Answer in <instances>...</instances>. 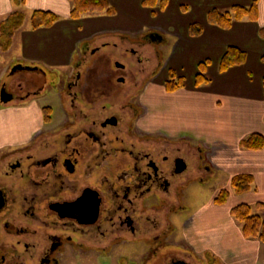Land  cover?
I'll return each instance as SVG.
<instances>
[{
	"label": "flooded vegetation",
	"instance_id": "1",
	"mask_svg": "<svg viewBox=\"0 0 264 264\" xmlns=\"http://www.w3.org/2000/svg\"><path fill=\"white\" fill-rule=\"evenodd\" d=\"M146 34L137 46L165 43ZM93 54L60 83L17 66L0 86V104L38 103L43 114L24 144L0 154V264L79 263L82 254L131 248L148 251L149 262L189 246L173 239L172 215L188 210L204 155L189 148V136L155 126L149 100L173 70L155 49ZM2 91L12 100L3 103Z\"/></svg>",
	"mask_w": 264,
	"mask_h": 264
},
{
	"label": "crops",
	"instance_id": "2",
	"mask_svg": "<svg viewBox=\"0 0 264 264\" xmlns=\"http://www.w3.org/2000/svg\"><path fill=\"white\" fill-rule=\"evenodd\" d=\"M25 2L24 6L17 7L12 0H0V25L15 11H22L26 16L23 26L13 37L10 49L0 51L4 55H9L19 50L18 60L31 64L33 68L43 66L55 70L66 69L70 72L75 67H81L85 58L93 56V53L115 50L112 47H118V44L114 43L118 38H141L149 31L161 35L165 42L168 41L165 33L172 34L174 38L180 40L175 45L176 50L179 44H189V58L180 55L177 62H174L170 57L165 64L167 59L162 57L161 62L165 70H174L177 79L179 77L184 79V86L171 93L167 91L162 79L151 87L149 100L155 107L154 125L174 133L177 137L182 135L191 137L193 142L189 141V148L195 152L201 151L204 155L201 171L210 173L203 179L200 171L198 173L200 177L198 176L189 189L196 183L206 184L222 173L229 174L230 180L209 198L210 201L205 207H198L200 211L196 213L189 210L188 194L185 200L188 210L172 215L175 224L172 237L177 244L186 237L189 246H186L187 249L176 246L170 251L175 253L173 257L189 264H191L189 257L193 259L202 257L206 264H213L215 258L220 260V264L264 263V242L258 238H246L242 224L231 213L239 204H249L252 207L255 204L256 207V204L264 203L250 196L254 185L257 183L264 185V148L249 150L240 145L243 139L253 133L264 135V74L257 75L255 72V75L251 66L250 49L252 43L258 45L256 63L263 67L264 40L260 31L264 28V0L258 2L256 20L249 17L234 20L229 29L210 23L208 12L214 8L222 12L229 11L235 5L249 7L254 0H214L213 3L212 0H183L180 5L181 11L188 15L192 7L191 14L195 12L200 14V19L194 15L189 18V38H184L177 31L166 29L164 25L147 23L148 15L156 14L157 10L153 13L152 9L143 5V0H109L115 8V14L96 13L91 16L85 14L78 20L70 16L72 9L70 0ZM170 3L169 1L167 7L159 11H167ZM35 10L51 11L59 15L60 19L51 27L34 29L29 24V19L31 21V14ZM193 23L202 25L203 32L200 35L190 34V25ZM80 26L83 28H79ZM197 45L201 47L195 49ZM230 46L245 50L247 61L243 65L221 72L220 61ZM214 55L219 57L220 75L234 76V82L225 83L224 78H219L216 88L204 93L197 91L203 84L196 85L194 78L193 89L188 90L189 86L185 85L188 64L192 68L195 65L199 70L200 63L208 61L206 74H209L212 64L210 57ZM11 68L12 65H6L3 74L11 71ZM1 81L0 79V86ZM211 83L210 78V81L204 84ZM180 94L187 95L186 98L189 96V102L186 101V104L189 103V122H193V119L195 123L201 124L202 129L194 130L192 135L189 134V127L181 116L169 114L171 111L182 110L185 105L184 103L181 105L173 98ZM42 121L43 114L38 103L21 107L0 104V152L24 144L30 132H33ZM238 174L253 175L254 182L250 191L241 194L233 192L232 179ZM223 188L230 190L231 194L226 203L217 204L215 198ZM185 220H189L187 225H184ZM138 251L144 252L145 249Z\"/></svg>",
	"mask_w": 264,
	"mask_h": 264
},
{
	"label": "rangeland",
	"instance_id": "3",
	"mask_svg": "<svg viewBox=\"0 0 264 264\" xmlns=\"http://www.w3.org/2000/svg\"><path fill=\"white\" fill-rule=\"evenodd\" d=\"M183 0H170V8L163 12V11H159L157 10L156 14L153 15H148L146 22L147 23H151V24H160V25H164L166 26L168 30L170 31H177L179 32V34L181 36H183L184 38H189L188 35V25H189V18L191 17V15H194L195 17H198L200 19V14H198V12H195L193 14H191L192 10L190 8V14H185L184 11L180 10V5L182 4ZM211 1V0H210ZM214 2V0H212V3ZM148 10V9H147ZM189 12V11H188ZM88 16H91V14H88ZM30 18V17H29ZM29 24H31V21L29 19ZM174 25V26H173ZM201 25V24H200ZM202 26V25H201ZM79 28H83V26H80ZM167 31V30H166ZM147 35V34H146ZM145 35V36H146ZM165 35L168 38V41H166L164 44H159V43H154V42H148L151 45V49H148L147 47H141V46H137L136 42L137 40H144L145 36H141V38H134V39H120L118 38L117 40H115V44H118V47H112L115 50L119 52H123L125 51V49H130V52L134 51H144V50H150L153 51L154 49L156 50L157 53H159L162 57H166V61L165 64L168 62L169 58L172 57L174 62H177L178 60V56H186L189 58V44H179V48L176 50L175 49V45L178 44V42L180 41L179 39H176L172 36V34L169 33H165ZM264 40V38H262ZM167 40V39H166ZM156 48H154V46ZM153 47V48H152ZM201 47V45H197L196 47H194L195 49H199ZM111 48V49H112ZM258 45L257 44H251V66L253 67L254 73L256 72L257 75L259 74H264V66H259L256 63V51L258 49ZM110 50V49H109ZM176 52V53H175ZM19 53V50H15L14 53L9 54V55H4V53H2L0 51V79L2 80V84L7 82V85H9L11 83V81L13 80L12 75H10L11 71H8L7 73L3 74V68L6 67V65H12V70L13 68L17 67V66H25V67H31L33 68V66H31V64H28L26 62L23 61H19L17 58V54ZM197 53H200V51H197ZM250 53V52H249ZM211 71L210 73L207 75L212 79V83L211 85H205L203 84V87H200L197 91L199 92H208L209 90H212L214 88H216V84L219 82L218 79L219 78H224L225 83H233L234 82V76L231 75H220V71H219V57H217V55L211 56ZM189 61V59H188ZM120 62V61H118ZM181 62V61H180ZM122 63V62H121ZM179 63V62H178ZM177 64V63H176ZM34 68H38V69H42L47 73V76L49 77V79H56L55 81L57 83H60V78L63 76H69L71 73L67 72L66 69H62L60 70V68H57L56 70L54 68H48V67H43V66H38V67H34ZM186 71L187 74L185 76L186 78V82L185 85L189 86V89H193L194 86V78L196 73L199 71L197 70V67L194 65V68L186 67ZM72 72V70H71ZM255 73V75H256ZM16 77H18L16 75ZM59 81V82H58ZM187 95L185 94H180L177 95L174 98V100L178 103H181V105L184 103L185 105H183L182 110H176V111H171L169 112V114L171 116H181L187 123L188 127H189V134L192 135V132L196 129H202L201 128V124H197L194 122V120L192 119L193 122H189V103L186 104V101L189 102V96L186 98ZM49 100V102H53V100L56 98L55 97H46V100ZM45 101V100H44ZM1 103V102H0ZM175 104V103H174ZM180 105V106H181ZM179 106V105H177ZM194 116V113L192 114ZM199 123V122H198ZM190 142H193L191 137L189 138ZM195 143H197L196 141H194ZM198 144V143H197ZM199 145V144H198ZM11 150V149H9ZM9 150L5 151V152H9ZM4 152V153H5ZM2 154V152L0 153ZM2 165V163H0V166ZM1 169V168H0ZM210 172H207L205 170L201 171L200 175L203 177V179H206L207 175ZM199 176V174H198ZM200 177V176H199ZM230 180V175L226 174V173H222L219 176H217L216 178H213V180H209L206 184H201V183H196L195 185H193L190 189H189V210L193 211L194 213H196L197 211H200V209H198V207L202 206L205 207V204H208V202L210 201L209 198H211L213 195H215L218 190L222 187H224L225 185H227V183ZM248 196V195H247ZM252 199H257L258 201H263L264 202V185L261 183H257L256 185H254L253 189H252ZM254 207V211L255 213H259V214H264V209H258L255 207V204L253 205ZM201 208V209H202ZM186 248L187 247H183ZM130 251V252H129ZM123 251V250H116V251H112L110 252L108 255L106 254H102V253H98V252H91V254L84 255L82 254L81 256V262L79 263H74V261H72L70 263L69 259H65V264H119L118 260L121 259L122 257L127 258V262L131 261L130 263H135V264H169L170 263V259L173 257V255L175 253L169 251L168 254H165L161 259H151V261L148 262V260L146 261L144 259V257L146 256V253H148V251ZM71 255V254H68ZM69 258H72V256H68ZM182 257H185L184 255H182ZM189 257V256H187ZM215 257V256H214ZM189 262L191 264H206V261L204 260V258L202 257H198L196 259H193L192 257H189ZM220 260L215 258V262L213 264H220ZM264 264V263H261Z\"/></svg>",
	"mask_w": 264,
	"mask_h": 264
},
{
	"label": "trees",
	"instance_id": "4",
	"mask_svg": "<svg viewBox=\"0 0 264 264\" xmlns=\"http://www.w3.org/2000/svg\"><path fill=\"white\" fill-rule=\"evenodd\" d=\"M72 3L71 18L74 20L80 19L85 14L106 13L109 15L115 14V8L109 0H70ZM170 0H143V5L153 10H164ZM15 6L20 7L26 4L25 0H12ZM258 2L254 0L251 6L235 5L229 11L222 12L216 8L208 12V20L210 23L217 25L223 29H229L234 20H242L249 17L251 20H256L258 17ZM26 16L22 11L13 12L0 25V49L7 51L13 43L15 33L23 26ZM60 19L59 15L51 11L35 10L31 14V25L34 29L42 27H51ZM203 28L198 23L190 25V34L193 36L200 35ZM261 37L264 38V28L260 31ZM247 61V52L239 47L230 46L224 53L220 61V71L226 72L231 67L243 65ZM208 61L202 62L199 65V73L195 76V84L201 85L208 83L210 78L207 76ZM173 80L166 85L168 92H175L177 89L184 86V79H177L176 73L172 71ZM45 109V113H46ZM241 147L249 150H261L264 148V135L253 133L249 137L241 141ZM254 177L251 174H238L233 177L231 187L233 192L237 194L245 193L251 190ZM231 191L223 188L215 198L217 204L227 202ZM256 208L264 209V203L256 204ZM233 217L242 224V231L246 238H258L264 242V215L253 213V207L249 204H239L231 211Z\"/></svg>",
	"mask_w": 264,
	"mask_h": 264
},
{
	"label": "water",
	"instance_id": "5",
	"mask_svg": "<svg viewBox=\"0 0 264 264\" xmlns=\"http://www.w3.org/2000/svg\"><path fill=\"white\" fill-rule=\"evenodd\" d=\"M14 69H16V68H14ZM1 100L3 103H8L9 101L12 100V96L9 95L7 92L2 91L1 92ZM185 264H188V263L185 262Z\"/></svg>",
	"mask_w": 264,
	"mask_h": 264
}]
</instances>
